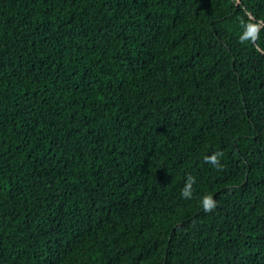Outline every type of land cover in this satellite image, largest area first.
<instances>
[{
	"label": "trees",
	"instance_id": "trees-1",
	"mask_svg": "<svg viewBox=\"0 0 264 264\" xmlns=\"http://www.w3.org/2000/svg\"><path fill=\"white\" fill-rule=\"evenodd\" d=\"M0 264H264V0H0Z\"/></svg>",
	"mask_w": 264,
	"mask_h": 264
},
{
	"label": "clouds",
	"instance_id": "clouds-1",
	"mask_svg": "<svg viewBox=\"0 0 264 264\" xmlns=\"http://www.w3.org/2000/svg\"><path fill=\"white\" fill-rule=\"evenodd\" d=\"M222 153L220 151L212 152L211 154L205 155L204 160L214 167H219V158ZM195 178L192 175H187L184 180V184L180 189L179 195L182 199H191L193 196V184ZM200 207L204 212H210L216 207V200L213 195L205 193L199 198Z\"/></svg>",
	"mask_w": 264,
	"mask_h": 264
}]
</instances>
